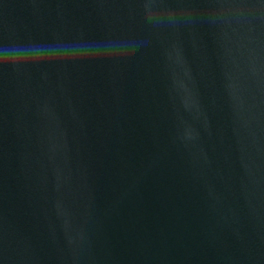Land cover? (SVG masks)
<instances>
[{
	"label": "water",
	"instance_id": "water-1",
	"mask_svg": "<svg viewBox=\"0 0 264 264\" xmlns=\"http://www.w3.org/2000/svg\"><path fill=\"white\" fill-rule=\"evenodd\" d=\"M0 264H264V0H0Z\"/></svg>",
	"mask_w": 264,
	"mask_h": 264
}]
</instances>
